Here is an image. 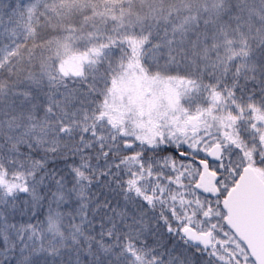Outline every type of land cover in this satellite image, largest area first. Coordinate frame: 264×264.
Segmentation results:
<instances>
[{"label":"snow or ice","instance_id":"snow-or-ice-1","mask_svg":"<svg viewBox=\"0 0 264 264\" xmlns=\"http://www.w3.org/2000/svg\"><path fill=\"white\" fill-rule=\"evenodd\" d=\"M0 264H264V0H0Z\"/></svg>","mask_w":264,"mask_h":264}]
</instances>
